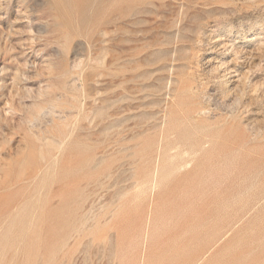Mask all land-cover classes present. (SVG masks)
I'll return each mask as SVG.
<instances>
[{"label":"rangeland","instance_id":"1","mask_svg":"<svg viewBox=\"0 0 264 264\" xmlns=\"http://www.w3.org/2000/svg\"><path fill=\"white\" fill-rule=\"evenodd\" d=\"M0 264H264V0H0Z\"/></svg>","mask_w":264,"mask_h":264},{"label":"bare ground","instance_id":"2","mask_svg":"<svg viewBox=\"0 0 264 264\" xmlns=\"http://www.w3.org/2000/svg\"><path fill=\"white\" fill-rule=\"evenodd\" d=\"M167 98V97H166Z\"/></svg>","mask_w":264,"mask_h":264}]
</instances>
